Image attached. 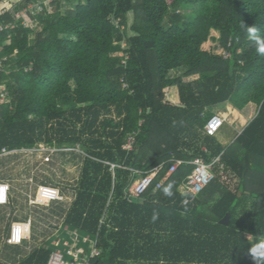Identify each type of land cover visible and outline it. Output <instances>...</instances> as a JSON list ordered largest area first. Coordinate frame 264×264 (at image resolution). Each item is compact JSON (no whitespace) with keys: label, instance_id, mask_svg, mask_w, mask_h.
Wrapping results in <instances>:
<instances>
[{"label":"trees","instance_id":"16d2710c","mask_svg":"<svg viewBox=\"0 0 264 264\" xmlns=\"http://www.w3.org/2000/svg\"><path fill=\"white\" fill-rule=\"evenodd\" d=\"M39 1L0 14V155L41 143L79 148L80 178L62 225L84 255L98 250L90 264H254L248 250L264 240V55L247 28L264 37V0H51L73 4L31 16L40 27L31 42L16 13ZM225 103L257 106L228 145L203 130ZM218 156L238 178L235 189L217 176L183 204L189 161ZM173 159L183 163L167 175ZM159 165L151 186L129 200L134 180ZM56 248L67 249L49 241L0 264H47Z\"/></svg>","mask_w":264,"mask_h":264},{"label":"rangeland","instance_id":"374dc122","mask_svg":"<svg viewBox=\"0 0 264 264\" xmlns=\"http://www.w3.org/2000/svg\"><path fill=\"white\" fill-rule=\"evenodd\" d=\"M21 1L22 0H0V14H2L3 11L11 10L14 5ZM37 4L38 6L29 4L27 8H23L16 13V18H22L23 25L32 28L33 34L30 36L31 42L34 40L36 34L40 32V27L37 25V19L31 16L38 15L41 9L53 12L58 8L51 3V0L39 1ZM72 4L73 3L62 1L61 6L58 9L64 11L69 9ZM131 21L132 15L130 14L127 27H129ZM222 54L226 55L224 51ZM182 72L183 69L172 71L170 75L177 76ZM197 77L198 75L183 77V80L189 81ZM247 108L252 112L253 117L256 114L257 106L253 103H249L247 104ZM233 109L239 111L231 104L225 103L216 107L214 112L225 114V117L227 118L226 122H231L232 114L238 115ZM225 126L226 125H224L223 130H225ZM233 136H235V133L232 134V132L225 136L229 137L228 139L225 138L227 139L225 140V145L231 143ZM57 150L60 152L52 156L51 153ZM14 153L16 155L10 154L3 158V161L8 163L0 168V177L3 175L9 180L11 179V183H9L13 185V187L11 186L10 191L13 205L0 206V258L3 259L13 256L12 258H15L16 260L22 259L35 247L41 244H46L49 241L52 245L63 241V245L66 246L65 243L67 241L63 240V231L67 234L73 235V242L70 244L67 242L68 245L66 246L73 250L74 245L78 243V236L74 235L75 233L72 229H67L62 224L64 213L74 197V186L77 185L80 178L82 153L79 148H55L41 143L32 149H21ZM44 179L49 180L53 184H57V187L63 190L61 204L31 205L29 203L28 199L30 196L34 197L37 185L40 183H45L46 185L48 183L43 181L40 182ZM237 182L238 178L234 176L232 182L229 183V187L235 189ZM11 217L14 220L21 221L30 218L32 222L30 236L27 239V242L18 248L5 244L7 236L6 227L10 222Z\"/></svg>","mask_w":264,"mask_h":264},{"label":"built area","instance_id":"2783aa9c","mask_svg":"<svg viewBox=\"0 0 264 264\" xmlns=\"http://www.w3.org/2000/svg\"><path fill=\"white\" fill-rule=\"evenodd\" d=\"M226 57L229 56L227 52ZM1 63V60H0ZM7 97V91L4 85H0V104L5 101ZM227 118L225 114L221 112H214L206 121L204 125V133L210 136H215L226 123ZM123 148L126 150H133L134 148V137L133 135L128 136ZM16 150L2 149L1 154H12ZM204 151L206 149L204 148ZM183 163L181 159H173L170 165L167 175L174 172L180 164ZM193 165V169L190 174L180 184L181 192L186 196L183 200V204L188 203V196L195 197L198 195L215 177L219 176L220 181L227 184L232 182L234 175L224 170L223 164L220 162V158L215 157L210 162H205L202 158L198 157L189 161ZM113 166V165H112ZM217 168V171H214ZM161 166H156L146 172L140 174L137 179L131 184L129 188V200L139 198L153 183L156 175L160 172ZM135 173H140L138 170ZM163 181L159 180L155 183L156 188H160ZM11 186L4 181H0V205H5L9 201ZM63 195L59 189L51 185H37L34 197H29L28 201L31 205H48L53 201H61ZM31 219L27 218L25 221H12L9 228V233L6 236L5 242L9 245H19L24 240L28 239L31 230ZM17 232L19 233L17 238ZM59 242L54 244L58 245ZM67 246L68 243L66 242ZM99 252L96 248H93L91 253L86 256L82 247L78 246L77 243L74 245L73 250L67 249H54L48 259L47 264H90V258L97 255ZM64 254L71 256L70 259H66Z\"/></svg>","mask_w":264,"mask_h":264},{"label":"crops","instance_id":"0c3cea01","mask_svg":"<svg viewBox=\"0 0 264 264\" xmlns=\"http://www.w3.org/2000/svg\"><path fill=\"white\" fill-rule=\"evenodd\" d=\"M197 76V75H196ZM235 109H233V111H234ZM235 113L237 112V114L238 115H236V114H232V120H231V122H226L224 125H226L225 126V130H223V128H224V125H223V127L221 128L222 130H220V132H218L217 134H216V136H218V139H219V141L222 143V144H225V140H227L229 137H225L227 134H230L231 132H232V134H234L235 133V135L236 134H238V133H240L241 132V130L254 118V116L256 115H254L253 117H252V112L247 108V106L246 107H244L242 110H239V111H237V110H235L234 111ZM252 117V118H251ZM251 118V119H250ZM229 129H230V131H229ZM234 137L235 136H233V139H234ZM225 138H227V139H225ZM18 151V150H17ZM13 154V153H12ZM15 154V153H14ZM10 154H1L0 155V168L1 167H3V166H5V165H7L6 163H8V162H4L3 161V158L4 157H6V156H9ZM16 155V154H15ZM10 164V163H9ZM3 175H1V179H0V181H4V182H7L10 186H12L13 187V185H11L10 183V181H11V179L9 180V179H7V177H5V176H3ZM7 176V175H6ZM10 182V183H9ZM12 221H21V220H14L12 217H11V220H10V222L8 223V225H7V227H6V234L8 235V233H9V228H10V224H11V222Z\"/></svg>","mask_w":264,"mask_h":264},{"label":"clouds","instance_id":"9594fccd","mask_svg":"<svg viewBox=\"0 0 264 264\" xmlns=\"http://www.w3.org/2000/svg\"><path fill=\"white\" fill-rule=\"evenodd\" d=\"M247 33L250 39L255 42L256 51L260 55H264V37H261L254 27H248ZM171 185L164 189L165 195L172 196ZM1 206V205H0ZM155 219V216L153 217ZM19 233L17 232V238ZM248 254L251 257L254 264H264V240L256 242L248 250Z\"/></svg>","mask_w":264,"mask_h":264},{"label":"water","instance_id":"95a60500","mask_svg":"<svg viewBox=\"0 0 264 264\" xmlns=\"http://www.w3.org/2000/svg\"><path fill=\"white\" fill-rule=\"evenodd\" d=\"M229 221V213L224 216V218L220 221L221 223L227 224Z\"/></svg>","mask_w":264,"mask_h":264}]
</instances>
